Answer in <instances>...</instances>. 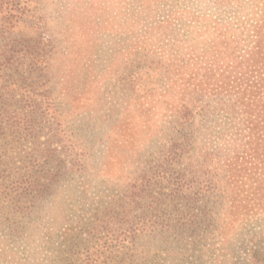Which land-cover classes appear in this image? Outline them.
Listing matches in <instances>:
<instances>
[{"label": "trees", "instance_id": "1", "mask_svg": "<svg viewBox=\"0 0 264 264\" xmlns=\"http://www.w3.org/2000/svg\"><path fill=\"white\" fill-rule=\"evenodd\" d=\"M126 5L0 0V264H264V0H130L103 67Z\"/></svg>", "mask_w": 264, "mask_h": 264}, {"label": "rangeland", "instance_id": "2", "mask_svg": "<svg viewBox=\"0 0 264 264\" xmlns=\"http://www.w3.org/2000/svg\"><path fill=\"white\" fill-rule=\"evenodd\" d=\"M110 1V0H109ZM119 1V0H116ZM127 3L124 9L114 8L108 12L107 16L112 17L113 24L108 28L113 30L112 27H116V25H125V29L122 31H112V32H104L101 34V53L102 54V65L105 67L106 58L112 54H119L125 49L126 45L130 41V0H125ZM52 20L47 19L46 24L44 25L43 31L48 32L49 28H51ZM101 56V55H100Z\"/></svg>", "mask_w": 264, "mask_h": 264}]
</instances>
